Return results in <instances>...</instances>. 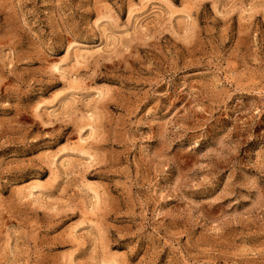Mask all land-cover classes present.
I'll list each match as a JSON object with an SVG mask.
<instances>
[{
  "label": "rangeland",
  "instance_id": "rangeland-1",
  "mask_svg": "<svg viewBox=\"0 0 264 264\" xmlns=\"http://www.w3.org/2000/svg\"><path fill=\"white\" fill-rule=\"evenodd\" d=\"M0 264H264V0H0Z\"/></svg>",
  "mask_w": 264,
  "mask_h": 264
},
{
  "label": "bare ground",
  "instance_id": "bare-ground-1",
  "mask_svg": "<svg viewBox=\"0 0 264 264\" xmlns=\"http://www.w3.org/2000/svg\"><path fill=\"white\" fill-rule=\"evenodd\" d=\"M99 93H100V92H99ZM82 137H83V136H82ZM83 139H84V141H85V138H83ZM80 140H81V139H80ZM32 189H33V190H34V189H37V186H36V187L33 186ZM32 189H31V190H32ZM39 190H40V189H39ZM97 192H98V191H97ZM32 194H33V193H32Z\"/></svg>",
  "mask_w": 264,
  "mask_h": 264
}]
</instances>
